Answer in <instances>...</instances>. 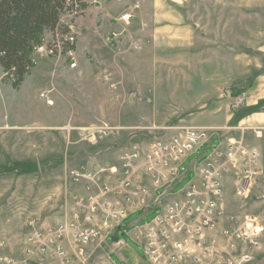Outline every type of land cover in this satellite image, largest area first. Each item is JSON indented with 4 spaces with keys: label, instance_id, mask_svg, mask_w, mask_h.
Segmentation results:
<instances>
[{
    "label": "rangeland",
    "instance_id": "obj_1",
    "mask_svg": "<svg viewBox=\"0 0 264 264\" xmlns=\"http://www.w3.org/2000/svg\"><path fill=\"white\" fill-rule=\"evenodd\" d=\"M151 1L90 0L78 13L66 12L64 23L74 25L78 45L82 40L88 49L84 63L77 47L76 68L68 67L60 56L34 49L35 66L15 88L0 66V255L22 254L32 219L55 223L67 218L69 197L81 187L70 180L72 168L115 160L133 141L204 122L225 127L219 131L223 139L241 137L259 151L262 173L253 180L250 193L238 195L236 178L227 175L224 204L231 214H258L264 223V97H260L264 93H247L259 76L264 82V0H219L220 5L214 3L218 0H161L164 6H157L165 13L186 16V25L199 26L201 44H212L202 46L201 54L225 48L228 52L231 43L232 76H212L208 81L220 79L223 85L231 81L233 86L221 90L223 95L216 100L199 104L185 103L178 95L177 72H169L173 75L170 83L163 87L159 102L153 101L149 84L155 71L145 63L143 45L155 9ZM130 8L135 13L125 21L122 16ZM212 15L232 16L231 33L229 23L214 22ZM42 91H47L54 104L47 103ZM239 94L243 102L233 107L231 101ZM205 109L215 116L201 117ZM101 124L112 128L107 137H84L83 130ZM256 128L263 129L262 137ZM219 143V138H213L199 155L208 156ZM192 159L183 167L188 168ZM193 175L190 171L175 191ZM158 213L156 206L146 215L143 209L131 210L117 234L123 245L113 246L112 236L101 238L103 243L96 239L87 245L86 259L97 262L104 255L114 264H143L144 249L134 237L132 223L141 219L138 225L146 224ZM244 264H264V225L260 248Z\"/></svg>",
    "mask_w": 264,
    "mask_h": 264
},
{
    "label": "built area",
    "instance_id": "obj_2",
    "mask_svg": "<svg viewBox=\"0 0 264 264\" xmlns=\"http://www.w3.org/2000/svg\"><path fill=\"white\" fill-rule=\"evenodd\" d=\"M134 13L130 8L122 19L129 20ZM77 34L74 25L60 22L35 49L60 56L68 67L76 68ZM47 94L41 92L47 103L54 104ZM243 99L241 94L235 96L233 107ZM175 128L172 134L131 142L114 161L72 168L70 180L82 189L70 195L67 218L55 223L32 219L22 254L0 255V264H114L110 260L88 261L87 245L113 237L128 212L149 207L150 198H154L152 207L159 208V213L137 234L145 253L143 264L251 261L261 245L262 220L254 213L240 218L230 215L232 225L222 227L224 182L227 175L235 177L237 194L247 197L253 180L262 173L259 151L247 145L244 138L223 139L219 131L225 127ZM111 130L108 124H101L82 133L85 138L99 140ZM255 131L262 137V128ZM215 137L220 139L219 146L204 156L201 170L175 191L185 158Z\"/></svg>",
    "mask_w": 264,
    "mask_h": 264
},
{
    "label": "crops",
    "instance_id": "obj_3",
    "mask_svg": "<svg viewBox=\"0 0 264 264\" xmlns=\"http://www.w3.org/2000/svg\"><path fill=\"white\" fill-rule=\"evenodd\" d=\"M85 1L88 5V1L90 0ZM220 1H215V5H220ZM150 3H153V6L155 8L153 9V12L155 14L153 13L150 16L151 22L146 26L145 40L143 45L144 51L147 53L145 63L147 65H151L153 67V72L155 71L152 77V81L149 84V86L151 87L150 92L152 93L153 101L159 102L160 96L164 92L163 87H167L168 83H170L169 80L172 79L173 75H170L169 72L171 74H173V72H177L175 75V84L179 88L177 93L180 97H182L181 99L184 100L185 103H206L211 102L212 99L216 100L214 98L221 97L224 90H226L228 87L233 86L232 82L230 81L229 85H223L220 79H217L215 82L208 81V79L212 76H215V78L221 76H232L233 57L231 43H229L230 46H228V52L225 48V50H221L220 52H218L219 55H217L218 53H216L215 51H205L203 54H201L200 50L203 45L201 44V38L199 37L201 32L199 26H197L196 24L186 25L189 22L186 16L168 14L165 13L162 9L157 10V6L161 8L164 6L161 0H152ZM210 18L214 22L224 24L229 23L228 33H231V23L233 21L232 16L212 15V17L210 16ZM61 22L64 23L63 16L61 18ZM224 29L226 30L227 26H224ZM49 35L50 31L48 30L46 31L45 36L49 37ZM213 44L215 45V43ZM224 44L226 45V43ZM210 45L212 44H209V42H207L204 46L206 47ZM78 46L79 57L84 63H86L88 49H86V46L82 43V40H80ZM174 64L176 66H174ZM260 79L261 78L259 76L256 79L254 85L247 92L251 96L256 92H259V95L264 93V82H262ZM260 97H264V95H261ZM190 107L186 108L187 112L191 111ZM212 112L213 111L210 109H205L204 111H202L203 116L201 117L213 118L215 115ZM205 123L206 122H204V124H200V126H213L208 125L209 122H207L206 124ZM162 126L167 127L170 125L164 124ZM162 126L160 125V127ZM202 146H200L196 151L185 158L182 165L180 183L187 177L190 171H193L194 177L196 172H199L201 170L204 155H199V151ZM189 157H193V159L189 167L185 168L183 166L189 159ZM77 188H79L80 190L82 189L78 186ZM153 204L154 198H150L148 200L149 207L143 209L144 215L148 213V210H150ZM230 215H235L240 218L242 217L243 213L231 214L225 208V217L224 221L222 222V227L232 225V223L229 221ZM140 220L141 219L136 220L132 223V225L135 226L134 237L141 244V240L138 239L137 234L140 231L144 230L145 224L138 225V222ZM262 224L264 225L263 220ZM121 229H123L122 226L120 230ZM114 241H118V243H113V246L115 247L123 245L119 238ZM107 260L109 259L103 255L101 262Z\"/></svg>",
    "mask_w": 264,
    "mask_h": 264
},
{
    "label": "trees",
    "instance_id": "obj_4",
    "mask_svg": "<svg viewBox=\"0 0 264 264\" xmlns=\"http://www.w3.org/2000/svg\"><path fill=\"white\" fill-rule=\"evenodd\" d=\"M85 0H0V66L15 88L35 66L32 52L46 31L66 12L83 9Z\"/></svg>",
    "mask_w": 264,
    "mask_h": 264
},
{
    "label": "water",
    "instance_id": "obj_5",
    "mask_svg": "<svg viewBox=\"0 0 264 264\" xmlns=\"http://www.w3.org/2000/svg\"><path fill=\"white\" fill-rule=\"evenodd\" d=\"M118 230H120V228H118ZM118 239V236H117V233L116 234H114V236H113V240H117Z\"/></svg>",
    "mask_w": 264,
    "mask_h": 264
},
{
    "label": "bare ground",
    "instance_id": "obj_6",
    "mask_svg": "<svg viewBox=\"0 0 264 264\" xmlns=\"http://www.w3.org/2000/svg\"><path fill=\"white\" fill-rule=\"evenodd\" d=\"M248 192V191H247ZM250 193V191L247 193V195Z\"/></svg>",
    "mask_w": 264,
    "mask_h": 264
}]
</instances>
